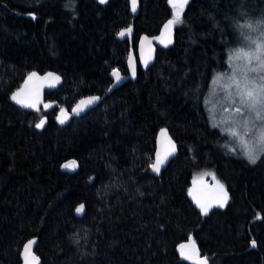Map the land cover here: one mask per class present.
Here are the masks:
<instances>
[{"label":"trees","instance_id":"obj_1","mask_svg":"<svg viewBox=\"0 0 264 264\" xmlns=\"http://www.w3.org/2000/svg\"><path fill=\"white\" fill-rule=\"evenodd\" d=\"M138 2L133 14L129 0H0V264H20L32 238L41 264H196L179 249L190 237L207 264H264V153L251 163L233 152L204 105L238 25L264 20V0H188L171 45L132 73L139 36L174 12ZM114 69L128 75L120 86ZM34 70L61 82L45 90L47 108L27 111L11 95ZM89 94L103 99L56 122ZM161 127L178 153L153 176ZM203 169L228 195L207 214L188 195Z\"/></svg>","mask_w":264,"mask_h":264},{"label":"snow or ice","instance_id":"obj_2","mask_svg":"<svg viewBox=\"0 0 264 264\" xmlns=\"http://www.w3.org/2000/svg\"><path fill=\"white\" fill-rule=\"evenodd\" d=\"M103 3L104 0H101ZM170 6L174 9L173 12V19H170L167 21V23L164 25V29L167 32L171 25H173L176 22L180 21L181 12L183 11L184 6L187 4L188 0H168ZM133 9H135L136 0H132ZM256 25H264V20L257 21ZM257 26H254L250 22H245L244 24L238 25V28L241 30V36L244 40L249 41L250 45L254 46V50H248L246 51L243 47L235 50L230 57V59H235L239 62H241L237 69H234L233 75L228 77L227 79L230 81L229 84H226L224 87L228 89H234V91H229L228 95L225 97L227 100L236 101L238 100V105L235 107L236 113H242L244 111H247L248 113H255V119L259 120L261 122H264V28L260 29L261 35L257 40H250V38L244 34L243 30L247 29L250 32L257 31ZM120 35H124V32H121ZM147 39V38H145ZM163 42V41H162ZM170 42V40L168 41ZM244 61H248V64H244ZM252 61L256 62V67H251L250 64ZM237 71H239L240 78L237 79ZM249 72H259V78L257 80L249 79L248 73ZM112 75L116 78V80L120 79V74L118 70H113ZM36 76V73H31L29 76V79H32ZM47 77H51L53 81H58L59 77L55 76L52 73L47 74ZM46 77V78H47ZM221 75L217 74L213 78L214 84H220ZM13 100H16L17 103L24 104L25 106L35 107V104H27L24 99L21 98V94L15 93L12 96ZM97 97H91L88 98L87 101H81L75 108L72 109V112L76 113L79 112L83 106L86 104H91L95 100H97ZM67 114L64 112L63 109H61V116L58 117L61 123L66 120ZM44 120L41 119L38 124H36L37 128H40L44 124ZM250 121L248 119H244L242 122V127L246 130L248 129ZM230 131V133L235 136L237 135V131L235 128H229L227 129ZM163 132V130H162ZM257 143L259 144L258 151H264V124H262V127L259 130L258 136H257ZM169 144L171 145V142L169 141ZM175 151V146L171 145L170 150L166 151L163 155L158 151L157 152V158L155 162L152 164V168L154 171H159L160 165L164 163V160L168 155L171 154V152ZM246 155L251 163H255L256 159L258 158L257 152L253 151L252 149L246 150ZM76 166L75 161H70L63 165L65 168H74ZM217 185L220 189V194L215 198L211 203L218 204L220 207L224 206V202L227 200V192L224 191L223 185L219 184V181H217ZM192 190H190L191 193ZM193 198L196 200L197 204L200 205L202 213H207L209 210V207H211V203L208 205L201 204L200 200L193 196ZM84 208V205H80L76 208V212L80 213ZM34 243V241H29L28 244L25 245V252L27 253L30 245ZM255 242H253L254 244ZM181 249V254H184V249L191 247L192 249H195L194 243L191 240V237L189 238V243L187 245L182 244L179 246ZM193 256H195L196 264H207L208 258L204 257L201 258L199 253L196 251H193L192 254L188 256L189 259H192ZM26 264L27 262V256H26ZM35 260V257H33Z\"/></svg>","mask_w":264,"mask_h":264},{"label":"water","instance_id":"obj_3","mask_svg":"<svg viewBox=\"0 0 264 264\" xmlns=\"http://www.w3.org/2000/svg\"><path fill=\"white\" fill-rule=\"evenodd\" d=\"M99 1L101 2V0H99ZM108 1L109 0H104L103 3L108 2ZM129 4H130L131 12L133 14H137L138 10H139L138 0H136L135 9H133L132 0H129ZM170 19H173V18H169L168 20H170ZM168 20H166L163 23L159 33H157L156 35L149 36L147 34H141L139 36L137 46H136V53H134L133 50H130L128 57H127V66H128V69L130 72H132V73L135 72L137 66H139L141 69H147L148 67H150L153 64V62L155 60L157 49L158 48H168L171 45V43L174 40V24L171 25L170 29L166 32L164 29V25L167 23ZM132 30H133V25H130L126 30V34H131ZM145 38H147V39H145ZM169 40H170V42H168ZM115 70H117V69H115ZM118 72L120 74L119 80H116V78L112 75V77L114 79V85L115 86H120L122 83H124L128 79V75L122 74L119 70H118ZM31 73H36V76L33 77L32 79H29V76ZM49 73H52L55 76H58L59 80L53 81L51 77H47V74H49ZM60 82H61L60 76L57 75L53 71H46L43 73H40L36 70L31 71L25 76L21 85L13 92V94L19 92L21 94V98L24 99L27 104H35V107L25 106L24 104L17 103L16 100L12 99L13 94L11 95V100L16 105H18L19 107H21L22 109L27 110V111H36V110L40 109L41 107L47 108L48 104L46 102H44V90L48 89V88L56 87ZM91 97H97L98 99L95 100L91 104H86L85 106H83V108L79 112H76V113L72 112V109L75 108L77 106V104H79L81 101H87L88 98H91ZM102 99H103V96L99 95V94L85 95V96L79 98L75 102V104L73 105V107L70 110V113H66L68 118L66 120H64L63 123H61L60 120L58 119V117L61 116V112L57 114L56 122L58 124H65L71 117H80V116L84 115L87 111L94 108L98 103H100L102 101ZM42 119L46 122L45 118H42ZM45 122H44L43 126L40 127V129L44 127ZM162 130H163V132H162ZM169 141L171 142V145L175 146V151L171 152V154L166 157V159L164 160V163L160 165V169L158 172L154 171L152 168V164L155 162V160L157 158V152L159 151L161 153V155H163L166 151H169L170 147H171V145L169 144ZM177 153H178V147H177L176 141L173 139L168 128L161 127L156 134L155 148H154V153H153V161L149 167V172L153 176H159L161 174V172L167 168V166L170 164L172 159L177 155ZM199 200H200L201 204L207 205L206 204V197L200 196ZM197 207L201 211L200 205L197 204ZM202 214H205V213H202ZM29 241H34V243H32L30 245V248H29L28 252L26 253L25 252V245L28 244ZM35 243H36V240L33 238L26 241V243L24 244V246L22 248V256H21V263L20 264H26V259H25L26 256H27L28 264H41V258L34 251ZM185 245H187V244H185ZM180 251H181V249H180ZM193 251H196V248L192 249L191 247H188V248L184 249V253L187 256L192 254ZM33 257H35V260L33 259ZM193 258L195 259V256H193ZM195 261H196V259H195Z\"/></svg>","mask_w":264,"mask_h":264},{"label":"rangeland","instance_id":"obj_4","mask_svg":"<svg viewBox=\"0 0 264 264\" xmlns=\"http://www.w3.org/2000/svg\"><path fill=\"white\" fill-rule=\"evenodd\" d=\"M254 26H257L256 23H252ZM264 28V25L257 26V31L250 32L247 29H244L243 32L247 35L250 40H257L260 35V29ZM243 47L246 51L254 50V46L250 45L249 41L244 40L242 36L240 37V41L233 47L230 48L228 57H227V68L225 70L217 71L214 76L217 74L221 75L220 84H214L212 78V85L210 86L208 92V98L206 103V110L208 114L209 121L213 127L218 128L222 133L226 134L229 143L230 149L238 155L242 156L246 160L249 161L246 150L252 149L257 152L258 158L264 153V151H258L259 144L257 143V136L260 128L264 122L255 119V113H248L244 111L242 113H236L235 107L238 105V100L231 101L225 99L228 95L229 91H234V89H228L224 86L229 84L230 81L227 79L228 77L233 75L234 69H237V66L241 63L235 59H230L233 52L239 48ZM244 64H248V61H244ZM251 67H256V62L252 61L250 64ZM259 72H249V79L257 80L259 78ZM237 79L240 78L239 71H237ZM64 110V109H63ZM61 111V110H59ZM66 112V110H64ZM244 119H248L250 121L248 125V129L242 127V122ZM235 128L237 131V135L233 136L230 131L227 129ZM255 161V162H256ZM250 162V161H249ZM218 178L215 173L208 169H203L196 172L192 178L191 185L188 189V195L192 200L197 204L196 200L193 196H196L198 199L200 196L206 197V204L211 203L217 196L220 194V189L217 185ZM219 184H222L219 181ZM223 185V184H222ZM224 191L226 189L223 185ZM190 190L191 193H190ZM200 195V196H199ZM228 201L224 202V206ZM223 206V207H224ZM211 207H220L218 204L211 203ZM209 207V208H211ZM222 208V207H221Z\"/></svg>","mask_w":264,"mask_h":264},{"label":"bare ground","instance_id":"obj_5","mask_svg":"<svg viewBox=\"0 0 264 264\" xmlns=\"http://www.w3.org/2000/svg\"><path fill=\"white\" fill-rule=\"evenodd\" d=\"M129 27V26H128ZM127 30V29H126ZM133 31V30H132ZM125 34H126V31H125ZM132 34V33H131ZM126 35H130V34H126ZM138 42V41H137ZM229 53V52H228ZM136 70H137V68H136ZM136 70H135V72H136ZM142 70H146V69H142ZM135 72H133V73H135ZM212 85V79H211V81H210V86ZM210 86H209V88H210ZM54 88V87H53ZM48 89H50V88H48ZM46 90V89H45ZM45 90H44V92H45ZM89 95H91V94H89ZM207 98H208V95L206 96V98H205V102H204V105H205V110H206V103H207ZM44 102H46L45 101V97H44ZM47 104H48V102H46ZM75 104V103H74ZM73 107V106H72ZM44 108V107H43ZM71 110V109H70ZM207 111V110H206ZM61 111H59L58 113H60ZM57 113V114H58ZM65 113H70V111H66ZM57 114H56V116H57ZM43 118H45V117H43ZM42 119V118H41ZM45 120H46V118H45Z\"/></svg>","mask_w":264,"mask_h":264},{"label":"flooded vegetation","instance_id":"obj_6","mask_svg":"<svg viewBox=\"0 0 264 264\" xmlns=\"http://www.w3.org/2000/svg\"><path fill=\"white\" fill-rule=\"evenodd\" d=\"M200 196V195H199Z\"/></svg>","mask_w":264,"mask_h":264}]
</instances>
